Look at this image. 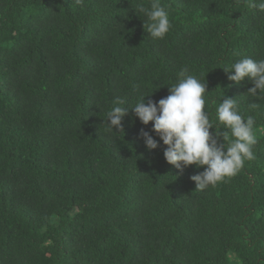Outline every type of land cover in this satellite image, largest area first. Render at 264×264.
Returning <instances> with one entry per match:
<instances>
[{
	"label": "trees",
	"instance_id": "obj_1",
	"mask_svg": "<svg viewBox=\"0 0 264 264\" xmlns=\"http://www.w3.org/2000/svg\"><path fill=\"white\" fill-rule=\"evenodd\" d=\"M160 3L172 27L153 40L140 11L151 0H0V264H264V100L224 70L264 59V12L259 0ZM153 62L163 86L137 72ZM181 72L207 82L221 132L225 96L255 120L254 159L204 189L191 177L206 166L169 164L152 122L131 109L122 129L106 122L116 98L158 102Z\"/></svg>",
	"mask_w": 264,
	"mask_h": 264
},
{
	"label": "clouds",
	"instance_id": "obj_2",
	"mask_svg": "<svg viewBox=\"0 0 264 264\" xmlns=\"http://www.w3.org/2000/svg\"><path fill=\"white\" fill-rule=\"evenodd\" d=\"M76 5L83 6L84 0H74ZM258 8L264 12V0H259ZM140 11L147 17L144 27L153 40L164 39L171 30L169 14L160 0H151L150 7H141ZM156 62V61H155ZM155 62L143 65L151 69L150 82L163 86L161 76L155 70ZM229 79L240 84L247 78L254 85L248 94L264 100V59L254 60L244 57L230 67H224ZM186 71V70H185ZM170 94L158 102L149 100L145 103L143 95L131 108L121 107L122 100L116 98L114 106L107 112V124L110 131L122 129V118L131 109L144 125L153 123V131L163 142L166 161L183 173L184 169L195 165L204 167V171L191 177L197 189L225 181L235 176L244 166L245 161L254 159L253 147L257 144L254 133L255 120L252 116L246 119L240 114L236 99L225 96L216 108L219 124L227 131L220 129L210 120L205 112V94L207 82L197 75L180 73L176 83L169 85ZM253 109L259 104L253 103ZM216 127L215 135L210 131ZM229 130L232 139L229 140ZM223 137L225 143L219 142ZM148 150L161 147L159 141L148 131L141 129Z\"/></svg>",
	"mask_w": 264,
	"mask_h": 264
}]
</instances>
